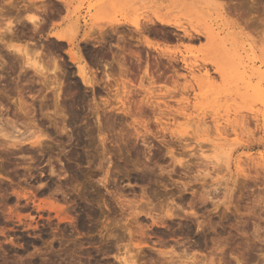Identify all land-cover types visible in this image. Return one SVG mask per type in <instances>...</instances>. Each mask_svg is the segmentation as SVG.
<instances>
[{"label":"rangeland","instance_id":"374dc122","mask_svg":"<svg viewBox=\"0 0 264 264\" xmlns=\"http://www.w3.org/2000/svg\"><path fill=\"white\" fill-rule=\"evenodd\" d=\"M101 1L102 0H18L20 6L24 7L26 4L28 6L32 5L33 10L30 9V11H22L20 13L19 16L20 18L22 17L21 22L23 23L21 24V22H19L14 26L15 36L13 35V38L15 40L12 41L11 45L18 47H28L27 49L30 47V49L33 48V51L38 49L37 52L40 53L41 49H43L42 47H44L43 50H46V52L42 50L43 53H48L47 51L49 50L52 52L54 51L53 53H50L54 55L58 54V56L61 55L63 59L65 58V61H68L69 58L66 54L67 50L69 49L68 45L62 42L59 43V41H57L52 36L53 34L61 32L63 33V31L66 32L70 30L69 33L66 32L67 35L69 34L70 37H76L75 40H78L76 44L83 48L86 45L84 38L87 36V34H93L94 31L98 30L99 32L111 33L113 29L111 26L104 23L105 19L115 17V15L117 18L123 17V13L120 11V9L123 6L130 4V2L133 0ZM246 1L247 0H167V5L170 6V10L173 12V14L180 18L184 27L193 35L192 38L183 36L182 32L176 31L173 28L165 26L162 27L158 23H156L157 25H150L146 29L145 33L147 32L148 34H146L149 35L151 39H155L157 47H160L161 49L168 48L172 51H180L181 53H178L177 57L179 60L185 58L187 63L192 66V70L183 69V64L180 61L176 63H170L161 55L159 51L155 50L154 48H149L144 44L143 35L140 37V35L132 32L127 26H119L115 27L116 32L120 33L121 35H126V33L127 35L129 34L131 38L128 39V42L138 45L137 47H132V49L139 54L141 61H137V59L134 57L132 60V67L143 70L142 60L149 59L151 63H153V68L160 67L159 69L165 70V72L170 74V76L167 78L165 76L155 77L156 85H151L149 84V78L145 77V73L142 71L138 72V74L140 73L141 76L131 77L132 79H130L129 75L126 76L121 74L120 69L117 71L113 66V75L109 73L113 78L118 80L129 79L132 81V83L136 82L134 83L135 85L133 84L131 87L130 85L117 86L115 85L114 81V85L111 84L113 86L111 89V94H107L105 92L103 93L99 87L96 86L97 94L95 95V98H93L95 90L93 92V89L90 87H86V89L85 86L80 83L79 79L75 77V68H73L70 72L71 77L68 76L64 80L65 85H69V83L72 84L75 89V93L77 95L86 96V102L89 104L91 103L88 113L91 116H89L88 120L92 126L99 125L97 122L96 112L100 111L109 115L108 119L110 121H115L116 124L114 125L122 126L124 124L123 126H126V131L124 132L127 133V135L129 134V137L124 140L127 142V145L132 147H126L121 144L123 148L132 149L135 147L136 151L144 149L145 146L141 145L143 144V138L141 136L143 134L145 135L146 131L150 130L156 134L157 139L148 135L146 138L148 139L146 140L148 142V146L150 145L149 142H152L156 146H159L163 149L161 146L162 144H170V148H172L175 152V157L183 159L185 158V160L188 159V163L192 165V171H190L191 173L188 172L187 174L189 175V178L188 176H184L182 174L185 171L180 169V167L177 170L176 166V171L172 176V181H178V184L185 182L188 183L189 181L191 182L192 188H194L195 192H211L213 193V196H216L218 201L220 200V203H227L228 205H231L230 207L232 208L231 211L233 213L238 209L239 214L243 215V217L246 219L249 218L247 223L243 225L245 227L244 230L247 229L245 232L249 233L246 234L247 237H250V240H252V242H256L258 246L264 247V160H261L260 158L261 155L264 156V134L262 131V114H264V24H262L264 23V0H258L260 5H257V7L252 5L250 0L247 2ZM42 5L49 7L47 15L49 16L50 22H48L47 27L45 30H43L44 33H37L34 30L33 25L28 22V19L37 16L46 17L47 15L43 14L41 16L40 12L37 11L36 8L34 9V7H41ZM43 6L41 8H43ZM51 13L53 15H51ZM15 15L16 13L12 16ZM76 20L79 22L76 23ZM244 20L246 23H244ZM74 22L76 24L75 26H77V30L75 32H73L72 29ZM75 26L73 28H75ZM33 32L35 34H33ZM66 33L63 34L66 35ZM116 35L117 34L113 35L114 37L106 36L107 40L109 39L106 43L107 46L95 48L98 53L93 48L91 49L93 52L95 51L97 54H100V57L103 56V60H113V55L115 53H120L117 51L118 48L114 47L112 44L117 46L125 45L126 52L128 53V50L131 48L126 45L127 43L124 44L122 40H119V36ZM216 35L218 37H216ZM9 37L11 36H8V38ZM61 43L62 45H60ZM58 44L59 46H57ZM109 45H112V52L109 51ZM11 51L12 54L11 52L8 53L7 51L4 54L8 53V56L12 57L15 52L14 49ZM33 51H31L30 59H33L36 56L34 55L33 57ZM104 52L106 53L104 54ZM146 53H148V58H144ZM20 58L22 59H19L20 62L25 61L23 57ZM87 59L88 61L91 60L90 57ZM89 62L91 63V61ZM124 64L126 66V59ZM216 65L226 66L228 68V74L229 71L230 74L231 72H238L236 75L237 77L239 76V73H243V80L242 78L238 79L236 76V78L231 77L226 79V77H223L216 72ZM97 66L98 65L91 64L89 70H96ZM206 71L210 73V78H200L198 81L192 79L193 75L203 77L202 75ZM92 72L94 73V71H91V77H96H93L94 80H96L95 82H97V80H104L105 76L103 73H96L94 75ZM154 75L157 76L156 73ZM142 77H144L143 87L145 89L150 88V92L153 90L152 95L150 92H146L144 89L139 88ZM132 86L135 87L133 88L134 90L132 89ZM128 88L132 89V93L128 95V100L131 102L133 101L132 108H135L133 113H136L137 122H134L133 116H126L116 111L113 112L111 111V106L104 107V105L101 104L102 100L107 98V96L115 98L118 91L121 92V94L118 92L119 95L125 97L124 91L127 92L129 90ZM104 91L108 92V90ZM51 95L49 93V99L52 98ZM98 96L103 97V99L100 100ZM93 99H95V101ZM144 99H150L152 105L154 104V109L152 106L146 105L141 107V105H143L141 102ZM11 101L14 102L15 98ZM32 102L33 101L31 99H28V105L32 104ZM38 104L39 103L37 102L36 105ZM113 105L119 107L117 102L116 104L114 102ZM136 105L140 109L136 108ZM197 114L204 116L202 120L203 122L201 121L200 123L198 121L196 118ZM156 118L160 120L161 124L156 122ZM123 120L124 122H122ZM47 126L52 132L51 135L54 138V141L53 143L52 141H47L46 144H49L52 147L54 146L55 148L53 147V149L58 151V144L61 140L62 142L67 143V137L65 134H63L62 137L61 135H57L54 128L51 127L49 123H47ZM136 129L137 131L141 132V136L139 138L134 137ZM176 130L187 132H185L183 136L184 139L183 137L180 138V135H172V132ZM106 134L108 135L107 132ZM107 135L105 136L108 140L109 136ZM107 140L105 142H107ZM182 146L184 149L181 148ZM146 148L147 147H145V149ZM178 150H181L180 154L177 153ZM43 161L46 163L45 160ZM142 161L144 160L142 159ZM142 161L139 160V164H141ZM168 161L169 162H162L163 165H166V167L168 166L167 170L172 167L171 158H169ZM108 163L111 164L109 160ZM54 164L57 166V168L59 167L56 161H54ZM170 165L171 167H169ZM45 169L46 175L49 174L47 166H45ZM109 169L110 168H108V170ZM156 172L159 173L160 170L157 168ZM107 173L109 172H106L103 181L109 180ZM181 174L185 178L183 176L181 177ZM47 176L54 180L47 181L46 183L57 181L58 179L56 176L50 177V174ZM46 180L48 179H45V181ZM58 180H60L59 182L63 180L62 183H65L67 179ZM83 180L84 179L82 178V182ZM19 181L21 185L25 186L23 180L20 179ZM67 181L68 182L65 183L64 186L69 185L70 181ZM167 181L172 182L170 180ZM90 182H92V180ZM93 183L96 184V182H92V184ZM34 184L36 183L33 182L32 185ZM70 186L71 185H69V187ZM39 191L38 197L40 200L45 202H58L55 200V198L60 201L62 200V195L60 192H58L57 195H53L56 196L53 198L52 195H43L41 194L42 190L39 189ZM62 203L64 202H60V204ZM9 204L12 207L13 203L11 202ZM67 205L70 206L69 204ZM212 208V203L209 202L204 207L200 208L201 210L199 209V213H201L203 216L201 217L202 221L207 220L206 223H208V220L210 221L211 219L212 221L215 220V222L218 220L217 216L211 212ZM118 209L119 210L116 212L117 217L115 222L111 220L107 221L106 218L104 229L107 230H104V233L107 238L110 233L109 228H112L114 224V229L118 230L116 231V234L124 235V240L122 242L124 247L122 249V253H129V255H131L132 252L133 255V253H137L136 245L142 243L143 240L139 235L135 234L130 237L128 229L132 230L134 233L136 227L131 221H128L126 218V213L121 211L120 208ZM220 209L223 212L225 209L224 205H221ZM256 211L257 216H254V212ZM124 216L126 217L124 218ZM50 217L51 219L47 220V218ZM12 219L13 220L9 222L3 219L4 223H0V225L3 226V228H0V264H69L67 262H69L71 259H69L70 257L67 254L71 248L74 247V241L72 242V240L74 238L77 240L82 239L78 237L77 233H74V238L70 237V222H59L54 212L49 213L46 211L43 213V219L37 218L39 223L38 229L35 231V233H33L32 230H26L22 223L19 224L15 216ZM27 221L29 220L27 219ZM144 223L147 224L148 221H145ZM54 235H57V238L54 237ZM190 236L191 240L194 241H196L198 238L195 234L191 235L190 233ZM173 237L177 238L178 236H172V238ZM191 240L189 243L187 242L186 245L183 246L180 244L177 245V241L178 243L183 241L182 239H177L176 242L167 243V245L162 247V249L164 251L167 250L166 253L170 254H173L170 251L175 250L176 252L173 251L175 253L173 257L178 263L181 262V259L183 261L186 259L183 257L186 253L190 254V257H206L204 259L208 261L211 258L210 255H212L210 251V241H208V248H206V246H194V242ZM152 241L153 242H151L150 245H152V247H157L158 244H154V242L157 240L154 239ZM235 244L237 245V243L234 242L232 247H235ZM170 245H172V247ZM186 246H189L187 250ZM148 250L149 249H147V254H152L153 257H157V254H154V252L151 253ZM184 250L187 252L184 253ZM259 252L260 251H255L253 253L255 259L248 261L246 264H264V256H261ZM229 253L230 251H228V253L225 255L224 261L226 263L228 262L227 264H230L229 262L235 264L232 258H230L231 256H229ZM79 256H77L76 260H79ZM86 256L87 255L81 257L82 262L91 261L93 264L95 263V261H92L91 259L88 260V256L85 259L84 257ZM113 260L114 259L112 257H109V259H105L102 261V263L113 264L115 262ZM142 261L143 260H139L137 264H144V261Z\"/></svg>","mask_w":264,"mask_h":264},{"label":"bare ground","instance_id":"6f19581e","mask_svg":"<svg viewBox=\"0 0 264 264\" xmlns=\"http://www.w3.org/2000/svg\"><path fill=\"white\" fill-rule=\"evenodd\" d=\"M250 1L252 5H254L255 7H257V5L258 6L260 5L258 0H250ZM41 7H34V9L36 8V10L40 12L41 16L43 14L47 15L49 11V7L47 6H43V8ZM32 8H33L32 5L28 6L27 4L24 5V7L20 6L18 0L0 1V199H1L0 201L5 204L4 206L6 207L8 206L7 209L6 208L1 209L0 219H4L5 221L9 222L13 220L12 218L15 216L19 224L22 223L23 227L26 230H32L33 233H35V231L38 229L39 222L37 221V218L43 219V213H45L46 211L49 213L54 212L59 222H70L71 224L70 233L71 234L69 236L74 238V233H77L78 237L80 238L82 237V239L77 240L74 238L72 240V242L74 241V247L71 248V250L67 254L70 257L69 259H71L69 262H67L69 264H93L91 261L82 262V259H81V257L85 255H87L89 258L92 257L93 252H94V255L96 253L97 255H101L104 257L112 254L113 255L112 257L114 259L113 261H115L113 264H116V263L117 264H137L139 260H143L144 262L143 261L142 262L144 264H227L228 262L226 263L224 261V257L228 253V251H230L229 256H231L230 258H232L235 264H246L248 261L255 259L253 255L255 251L256 252L260 251L259 253L261 254V256H264V247L258 246L256 242L254 241L252 242V240H250V237L248 238L246 235V234H249L245 232L247 229L244 230L245 227L243 225L247 223V220L249 218L246 219L243 217V215L239 214V211L237 208H236L237 210L233 213L231 211L232 209L230 207L231 205H228L227 203H220V200L218 201L216 199V196L215 195L213 196V193L204 191V190H203L204 192L202 193L195 192L194 188H192L191 182L189 181L188 183L185 182V183H179V184H178V181L177 182L175 180L174 182L172 181L173 179L172 176L176 171V166H177V170L180 167V169L185 171L184 173L182 172L180 173H182L184 176H188L189 178V175L187 174L188 172L192 171L191 170L192 165L188 163L189 162L188 159L185 160V158L183 159V158L175 157V154H174L175 152L170 147H168L169 149L166 153H168L171 156L169 158H171V162H172L171 165L173 168L170 165L169 167L171 168L167 170L168 166L161 167L159 165V167H161L160 168L161 175L158 176L159 179L157 177H155L156 179H154L153 177L154 180H152V182L149 183V186H146L147 185L146 183H145L146 185L144 184L140 185L139 187L140 193L139 192L135 193L132 191V196H129L128 194L125 193L124 189L118 185V182H117V187H115L116 196L114 195V197L117 199L116 200L117 206H119L121 211L126 213L127 217L124 216V218L126 217L128 221H131L133 225H135L136 227V230L135 231L133 230L134 233L132 232V230L128 229L130 237H132L135 234V235H139L143 240V242L141 240L142 243L136 245L137 253L135 254L133 253V255H132V252H131V255H129V253H122V249L124 247L122 243L124 240V235L116 234L117 233L116 231L118 230L114 229V224L112 228L108 227L110 229V233L108 232L109 235L107 238H106L105 233L100 232L99 233L100 239L98 241H96L95 239L94 241L96 242L91 240L93 239L91 235L92 228L89 226L88 227L86 226V220L84 217L85 216H87L88 218L91 217L92 220L94 221L93 218H96L97 216L100 215L98 214V211H97L98 207L99 209H101V213L103 210L105 213L106 212L111 213L114 211V209L105 200L102 202V204L96 200V198H98L96 197L98 182L100 184L103 183V186L107 188V183L108 184L110 183L109 180L108 181L99 180L96 184L94 183L92 184L93 182L92 181L90 182L89 189L85 186V183H84L85 181L83 180L82 182V178L84 179V177L86 176L84 173H82L83 171H81V166H82L81 164L84 163V157L87 156L86 155L83 157V154H84L83 151L85 150L87 152L89 149H93V150L98 149L97 148L98 146L96 145L97 144L96 134L98 137H100L101 143L105 145V141L107 140L106 136L104 135L105 138L103 136L106 130L105 127L109 124H111L109 125L110 127H113L114 124L116 123L115 121H110L108 119L109 115H107L106 113L104 114L100 111V112H96L97 122L99 124L97 125L98 129H96L97 128L96 126L95 127L92 126L88 120L89 116L91 115L88 114L89 111L87 109L89 107L86 104L85 96L77 95L75 93V89L72 86V84L69 83V85L67 84L65 85L64 79L67 78L68 76L71 77L70 72L73 68H75L76 69L75 77H77L79 81H81L80 83L83 86H85V88L90 87L93 89V92H94V90L96 91V86L98 85H100L101 87L104 86L105 90H108L107 94L112 93L111 89L113 88L112 85H114V81H115V85L117 86L119 85L129 86L130 85L131 87V85L136 83V82L132 83V81H125L123 79H119V80L115 79L108 73V71L105 72L103 84L99 83L98 81L95 82L96 81L94 80V78H96L95 76L92 75L94 78L91 77V71L93 70L92 69L89 70L90 64H92L89 61L91 62L93 61V63L96 64L98 52L95 50V48H98V47L101 48V46H107L106 43L109 39L107 40L106 36L112 37L113 35L117 34L119 36L118 38L122 40L131 38V36H129V34L127 35V33L126 35L128 37L124 34L121 35L120 33H117L115 27H119V26H127L128 28L131 29L132 32H135L138 35H140V37L141 35H143L144 44L149 48H154L155 50L159 51L161 55L164 58H166L170 63H174V62L176 63L180 61L183 64L182 65L183 69L192 70L193 69L192 66L187 63L185 58H182L181 60H179V58L177 57L178 53H181L180 51H172V50H169L168 48L161 49L160 47H157L155 39H151L149 35H147L148 33L146 32L147 33L146 34L145 31L150 25L152 24L157 25L156 23H158L162 27L165 26V27L173 28L176 31L182 32L183 36H186L188 38H192L193 35L184 27V25L181 23L180 18L176 16L175 14H173V12L170 10V6L167 5V0H133L130 2V4L125 5L120 9V11L123 13V17L117 18L115 15V17L105 19L104 23L108 24L113 29L111 32L112 34L110 32H99V30L94 31V33L93 34L91 33L90 35L86 33L87 36L84 38V41H86V45L83 48H81L78 44H76V42L78 41V40H75L76 37H73V36L70 37L69 34H68L69 36L67 35V33H69L70 30L66 31L67 33L63 31V33H66V35L63 34L62 32L53 34L52 36L57 41H59V43L60 42L66 43V45H68L69 47V49L66 52L69 60L65 61V58L63 59L61 55L58 56V54H55V55L52 54L54 51L53 52L50 51L49 50L50 48L48 49L49 51H47L48 53H43L42 50L44 49V47H42L43 49L38 47L39 49H41V53H40V52H37L38 49L35 50L36 51L35 52L33 51V48L30 49V47L29 49H27L28 47H18L15 45H11L12 41L15 40L13 38V35L15 32L14 26L16 25V23L21 22L22 17L20 18L19 16L20 13L22 11H26V12L30 11V9ZM13 13L14 14L16 13V15L12 16L14 15ZM51 15L53 14L51 13ZM47 16L46 17H39V16L31 17L28 19V22L33 25V28L37 33H41V32L44 33L43 30H45V28L48 25V22H50L49 16L48 17ZM78 22L79 21H77L76 23ZM22 23L23 22H21V24ZM244 23H246L245 20H244ZM75 25L76 24L74 22V26ZM73 27H72L73 32H75L77 30L76 28L77 26H75L76 29ZM33 34L35 33L33 32ZM8 36H11L9 37L11 39H9ZM216 37L218 36L216 35ZM62 43L60 45H62ZM57 46H59V44ZM91 48H93L97 53L95 51L93 52ZM10 49L11 50L14 49V52H15V54H13L12 57L8 56L9 52H11L12 54V51ZM30 50L34 52V54L32 52L33 57L34 55H36L33 59H30V54H31ZM6 51L8 53L4 54ZM43 51L46 52V50H43ZM20 57H23L25 61L20 62L19 61V59H21ZM89 57L91 58V60L88 61L87 58ZM137 59L138 61H141V58L139 55H137ZM66 63L69 65H67ZM148 68H149V61L147 60L145 77L149 76L150 77L149 84L153 85L156 83L155 82L156 80L153 77H151V75L148 72ZM227 70L228 68L226 66L216 65V72L222 75L223 77H226V79L231 78V77L233 78L238 73V72L237 73L231 72L230 74V71H229V74H228ZM92 74L95 75L96 72L94 73L92 72ZM242 75L243 73H239V76L238 77L236 76V77L238 79H241ZM202 76L203 77L201 76L198 77V76L193 75L192 79L196 81L200 80V78L208 79L210 78V73L206 71ZM112 80H113V83H112ZM143 82H144V77L141 78L140 80L139 88L144 89V91L146 92H150V88L145 89L143 87ZM133 88L135 87L132 86V89ZM130 89L127 92L124 91L125 97L119 95L118 94L119 91L117 90L118 92L115 98H111L110 96H107V98L105 99L102 98L103 100L101 104H103L104 107L111 106L110 108H111V111L113 112L116 111L126 116L128 115L133 116L134 122H137L136 113H133L135 108H132L133 101L131 102L128 100L129 99L128 95L132 93V89L131 90ZM152 92L153 90L150 92L151 95H152ZM49 93L50 95L52 94L51 99H49ZM119 93L121 94V92ZM14 98H15V101L12 102L11 100ZM93 98H95V96ZM28 99H31L33 101L32 104L29 103L30 105H28ZM93 100L95 101V99ZM113 101L115 102V104L117 102L119 107H116V105L114 106ZM37 102L39 103L38 105H36ZM141 103L143 104L141 105V107H143L144 105L153 107L154 105V104L152 105V102L150 101V99H147V100L144 99L142 100ZM97 107H98V104H97ZM136 108H139V107L137 106ZM98 111H99V108H98ZM196 118L201 123L204 116L197 114ZM122 122H124V120ZM156 122L160 123V120L156 118ZM47 123H49V125L54 128L57 135H61L62 137V135L65 134L67 137V143L62 142V140L60 139L61 141L57 147L59 148L58 151H55L53 149L54 146L52 147L49 144H46L47 141H52V143L54 141V138L51 135L52 132L51 130H49ZM203 124H206V123H203ZM108 128L109 127H107V130ZM262 131L264 134V114H262ZM110 132L112 133L116 131L114 129V131L110 130ZM185 132L186 131L176 130L172 132V135L173 136L180 135L181 136L180 138H182ZM143 135L141 136V132L137 131L136 129V133L134 134V137L139 138L141 136L143 138L142 139L143 144L141 145H144L145 147L148 146L147 145L148 142L146 141L148 140L146 139L148 135L156 138V134H154L150 130L146 131V134L144 136ZM114 136L112 138L113 140H115L116 143H118L117 148L120 152V155L117 152L118 156L120 157L125 156L124 154H125L126 148H123L121 143L125 141L124 139L129 137V134L127 135V133H125L124 130L121 129L117 131ZM66 137H63V138H66ZM66 144H69V145H66ZM181 148L184 149L183 146ZM132 149H127V150H129L130 152ZM134 150H136V148ZM146 151H147L146 153L144 152V157L146 158V160L148 159L149 163H152L150 162L151 158L149 156V154L152 152L151 148L149 147ZM94 155L97 156V153H94L92 156ZM92 156L91 158H93ZM260 158L261 160H264L263 155H261ZM90 159L88 157L87 160H90ZM43 160H45L46 163ZM108 160L112 164V161L110 159ZM54 161L58 163L57 164L59 165L58 168L54 164ZM72 161L74 163L76 162L77 170H74ZM92 162L89 161L88 163L92 164ZM130 162L136 169H140V167L141 168L143 167L141 171L143 172L142 175H136L135 177L137 182L139 181L145 182L147 178L152 179V177L151 176L149 177L148 175L149 174L153 175L154 173H156L155 169H154L155 171L151 169L154 166V165L150 166L152 164H149L147 162L146 163L140 162L141 164H139V160L134 161V162L130 161ZM45 166L48 167V171L51 177L56 176L58 179H67L70 181L71 184L69 183V185L71 186L69 187L68 184H67L68 186L66 185L64 186V184L68 182L67 180L65 183H62L63 180L59 182L60 180L58 179L57 181H51L50 183L48 182L49 184L46 183L47 180L45 181V179H48V177L45 172L46 171ZM107 171L109 172L110 169ZM117 171L119 170L117 169ZM108 174L109 173H107V175ZM182 174H181V177L183 176ZM162 175H165V176H162ZM166 176L168 179L165 178ZM128 178H129L128 181L131 185L132 182L130 180V176ZM20 179L23 180V183L25 184V186L21 185L19 181ZM151 179H148V180H151ZM167 180H170L172 182H169ZM33 182L36 184H39L36 189H34L35 186L32 185ZM150 184L152 186H150ZM131 188H134V187H131ZM39 189L42 190L41 194L43 195L50 194L53 196V195H57L58 192H60V194L62 195L61 197L62 200L60 201L55 198V200L58 201L55 203L45 202L43 200H40V198L38 197ZM52 196H49V197H52ZM12 197L15 199V205H13L12 207L11 206L9 207V203L13 202ZM54 197L56 196H53V198ZM60 202H64V203L60 204ZM81 202H84L85 205L82 206L80 204ZM209 202L212 203V206H213L211 212H213L217 216L218 220L215 222V220L212 221L211 219L210 221L208 220V223H206L207 220L206 221L201 220V217L203 216L201 213H199V209L204 207ZM67 204H69L70 206H68ZM221 205H224V208H225L223 212L220 209ZM81 207L85 211L88 210L86 214L84 213L85 214L84 217L81 212L82 211ZM254 216H257V211L254 212ZM27 219L29 221H27ZM49 219H51V217L47 218V220ZM145 221H148V223L145 224L144 223ZM103 230H107V229H103ZM85 231L86 233L83 234V232ZM190 233L191 235L195 234L198 237L197 240L194 242V246L196 247L206 246V248H208L207 247L209 243L208 241H210L211 243L210 251L212 254L210 255L211 256V258L209 259L210 261L208 259H207L208 261H206L204 259L206 257L204 258L203 257L199 258L197 256L190 257L189 256L190 254L186 253L187 252L186 250L187 248H189V246L188 247L186 246V250H184V253L186 254H184L183 256L186 259L183 261L180 258L181 262L178 263L176 262V260H174L175 258L173 257L175 254L173 251L175 250L170 251L173 253V254H170V253H166L167 248L165 249L166 251L162 249V247H164L168 243L167 241L164 240L163 237H166L167 235L168 237H171V236L181 237L183 241L179 243L177 241V245L180 244V245L185 246L186 243L187 242L189 243V241L191 240ZM84 236H86V238ZM54 237L57 238V235H54ZM85 239L86 241H88L87 243H85L84 241ZM154 239L157 240L154 242V244L155 243L158 244L157 245V247L159 246L158 248L152 247V245H150L151 242H153L152 240ZM234 242H236L237 245L235 244L236 246L232 247ZM87 245L89 246V248H85ZM170 246L172 247V245ZM147 249H149L148 250L149 252L151 253L154 252V254H157V257H153L152 254L151 255L147 254ZM77 256H79V260H76ZM89 258L88 260H90ZM229 263L232 264L231 262ZM94 264H99L97 259Z\"/></svg>","mask_w":264,"mask_h":264},{"label":"flooded vegetation","instance_id":"af4514ba","mask_svg":"<svg viewBox=\"0 0 264 264\" xmlns=\"http://www.w3.org/2000/svg\"><path fill=\"white\" fill-rule=\"evenodd\" d=\"M128 39H130V38H127V39H124V40H122V39H119V40H122V42L124 43V44H126L128 47H130L131 49H132V47H137L138 45L137 44H132L131 42L129 43L128 41ZM114 47H116V48H118V50L117 51H119L120 53H115L114 55H113V60H108V59H105V60H103L104 59V57L103 56H101L100 57V54H97V62H96V64L95 65H98L96 68V70H93L94 72H96V73H98V74H102L103 73V75H105V72L106 71H108V73H110V74H112L113 75V66L116 68V70L117 71H119V69H120V72H121V74H124V75H126V76H128L129 75V77H130V79H132L131 77H138V76H141V74L139 73L138 74V72H140V71H142L143 73H145V71H146V65H147V60L149 61V68H148V72H149V74H150V72H151V77H153L154 79H155V77H161V76H165L166 78L167 77H169L170 76V74H167L166 72H165V70H163V69H159V68H153V63H151V61L149 60V59H146V60H142V63H143V65H142V67H143V70H141L140 68H137V69H135L134 67H132V60H133V58L135 57L136 59H137V55H139L135 50H131V49H129L128 50V53L126 52V47H125V45L124 46H117V45H115V44H112ZM112 45H109V51L110 52H112L111 51V49H112ZM116 51V52H117ZM106 52H104V54H105ZM103 54V55H104ZM127 55H130V56H127ZM126 56H127V58H126ZM112 57V56H111ZM149 56H148V53H146V55H145V57L144 58H148ZM125 59H126V66L127 67H129V68H127L126 66H125V64H124V61H125ZM135 60V59H134ZM137 61H138V59H137ZM140 62V61H139ZM93 65H94V63H93V61L91 62ZM106 63H109V64H106ZM137 64H141V63H137ZM91 65V64H90ZM119 68H118V67ZM104 70V71H103ZM153 70V71H152ZM110 71V72H109ZM133 71V72H132ZM157 74V76H155L154 74ZM76 74V73H75ZM132 74V75H131ZM143 78V77H142ZM148 78H150L149 76H148ZM101 79V78H100ZM116 79V78H115ZM123 80H125V79H123ZM98 81V80H97ZM125 81H131V80H129V79H127V80H125ZM81 82V81H80ZM99 83H104V80H99L98 81ZM97 87H99V89L104 93H107L106 91H104L105 90V87L104 86H100V85H98ZM97 94V92L95 91V94H94V96ZM85 98H86V96H85ZM98 98L101 100L103 97H100V96H98ZM90 100V99H89ZM86 104H87V106L89 107L91 104H89L88 105V103L86 102ZM85 104V105H86ZM88 111L90 110V108H88L87 109ZM87 111V112H88ZM89 113V112H88ZM93 126H96L97 127V129H98V126L97 125H93ZM107 127H109L108 128V130H106L105 132H104V134H103V136L104 135H107L106 134V132L107 133H109L107 136H111L110 138H109V140L107 141V142H105V145L104 144H102L101 143V139H100V137H98L97 136V134H96V145L98 146L97 148L98 149H87L88 151L86 152L85 150L83 151V157L84 156H88L89 157V159L91 158V156L94 154V153H97V156L96 155H94V156H92L93 158H91L90 160H87L88 159V157H87V159H86V157H84V163L83 164H81L82 166H81V171H83L82 173H84L85 174V178H84V180H85V186L89 189V186H90V181L92 180L93 182H98L99 180H104V176L106 175V172H107V170H108V168H110V171H109V174H108V179H109V184L107 183V188H105V186H103V183H99L98 182V184H97V196L96 197H98V198H96V200L99 202V203H101L102 204V202L105 200L107 203H109L111 206H112V208L114 209V211L113 212H111V213H105L104 212V210L102 211V213H101V209H99V207L97 208V211H98V214H100L99 216H97L96 218H93L94 219V221L92 220V218L90 219V218H88L87 216H85V214L87 213V211H85L82 207H81V212H82V215H83V217L85 218V220H86V226L88 227H91L92 228V233H91V235H92V238L93 239H91L92 241H94V239L96 240V241H98L100 238H99V233L100 232H103L104 233V225H105V222H106V218H107V221H109V220H111V221H113V222H115V219H116V217H117V211L119 210L118 208V206H117V204H116V198L114 197V195L116 196V194H115V192H116V188L115 187H117V182H118V185L121 187V188H123L124 189V191H125V193L126 194H128L129 196H132V191L133 192H135V193H137V192H139V187H140V185H146V186H149V183H151L152 182V180H154V179H156L155 177H157L158 179H159V175H161V173L159 172V173H157L155 170L159 167V165L160 166H166V165H163V163L162 162H164V161H167V162H169L168 161V159H169V157H171L168 153H166L167 151H168V147H171L169 144H166V145H161L162 147H163V149L161 148V147H159V146H156L155 144H153L152 142H149V146H147V148H151V150H152V152L149 154V156H150V158H151V161L150 162H152V163H149L148 162V159L146 160V158L144 157V152L146 153L147 151H146V149H140V150H131L130 152H129V150H125V156H122V157H120V156H118V154L120 155V152H119V150H118V148H117V144L118 143H116L115 142V140H113V136L115 135V132H112V133H110V130H113L114 131V129H115V131H119V130H124V131H126L125 129H126V127L125 126H118V125H114L113 127H110V126H106L105 128L107 129ZM116 127V128H115ZM112 134V135H111ZM115 137V136H114ZM115 142V143H114ZM73 143V142H72ZM152 143V144H151ZM71 144V143H70ZM75 144V143H74ZM123 146H126V147H131V146H129V145H127V142L125 141V142H122L121 143ZM67 145H69V144H67ZM100 146V147H99ZM153 148H152V147ZM109 147V148H108ZM119 147V146H118ZM139 149V148H138ZM172 149V148H171ZM96 150V151H95ZM145 150V151H144ZM166 150V151H165ZM143 151V152H142ZM179 151V150H178ZM177 151V153H181L180 151L178 152ZM117 152H118V154H117ZM129 152V153H128ZM87 153V154H86ZM117 154V155H116ZM169 156H168V155ZM91 155V156H90ZM138 156V157H137ZM124 157V158H123ZM128 158V159H127ZM138 158V160H141L142 161V159L144 160V161H142V162H147V163H149V164H152V165H150V166H153L151 169H155L154 171L156 172V173H154L153 175L151 174H149V172H148V176L150 177H152V179L151 178H147L146 179V181L145 182H142V181H139V182H137L136 181V175H142V173L143 172H141L142 171V168L140 167V169H136L135 167H133V165H132V163L130 162V161H132V162H134V161H138V160H136ZM96 159V160H95ZM108 159H110L111 161H112V164L110 165L108 162H107V160ZM127 160V161H126ZM89 161H93L92 162V164H89L88 162ZM97 161V162H96ZM102 161V162H101ZM130 163H129V162ZM128 162V163H127ZM88 163V164H87ZM126 163H127V165H126ZM102 164V165H101ZM158 164V165H157ZM72 165H73V168H74V170H77V167H76V162L74 163L73 161H72ZM104 165V166H103ZM92 166V167H91ZM104 167V168H103ZM120 171H117V169ZM157 167V168H156ZM76 168V169H75ZM92 168V169H91ZM139 168V167H138ZM102 169V170H101ZM159 170H160V167L158 168ZM104 171V172H103ZM138 171V172H137ZM112 172H113V174H112ZM141 172V173H140ZM90 173V174H89ZM105 173V174H104ZM118 173V174H117ZM122 173V174H121ZM136 173V174H135ZM87 174V175H86ZM93 174V176H92V179L90 178L91 176L90 175H92ZM127 174V175H126ZM47 175H49V174H47ZM103 175V176H102ZM135 175V176H134ZM90 176V177H89ZM130 176V180H131V185H130V183H129V181H128V177ZM147 176V177H148ZM162 176H165V175H162ZM48 177V176H47ZM51 177V176H50ZM127 177V178H126ZM153 177H154V179H153ZM165 178H167V177H165ZM115 179V180H114ZM148 179H151V180H148ZM168 179V178H167ZM50 180H54V179H50L49 177H48V180L47 181H50ZM97 180V181H96ZM148 180V181H147ZM46 181V182H47ZM137 182V183H136ZM146 183V184H145ZM129 184V185H128ZM137 184V185H136ZM133 185V186H132ZM139 185V186H138ZM34 186H35V188L34 189H36L37 187H38V185L37 184H34ZM130 186V187H129ZM150 186H152L151 184H150ZM131 187H134V188H131ZM99 188V189H98ZM115 188V189H114ZM133 189V190H132ZM39 192L40 191H38V194H39ZM113 192H114V194H113ZM73 196V195H72ZM101 198V199H100ZM103 198V199H102ZM131 199V198H130ZM1 200V199H0ZM12 201H14L15 202V199L12 197ZM14 202H12L13 203V205H15V203ZM78 202H80V201H78ZM82 206L83 205H85V203L84 202H81L80 203ZM5 204L3 203V202H1L0 201V212H1V209L2 208H6L7 209V207L6 206H4ZM12 205V206H13ZM9 207H10V204H9ZM78 208V207H77ZM103 209V208H102ZM115 212V213H114ZM85 213V214H84ZM104 216V217H103ZM88 218V219H87ZM114 219V220H113ZM90 220V221H89ZM90 223H89V222ZM91 221H93V222H91ZM1 222H3L4 223V221H3V219L2 220H0V223ZM100 222V223H99ZM92 223V224H91ZM96 225V226H95ZM96 227V228H95ZM0 228H3V226H1L0 225ZM94 228V229H93ZM96 229H97V231H96ZM157 231V230H156ZM95 232V233H94ZM86 233V231L85 232H83V234H85ZM166 236V235H165ZM85 238H86V236H84ZM82 238V237H81ZM164 238V240L165 241H167L168 243H170V242H175V240H177V239H179V240H181V237H177V238H172V236L171 237H168V235L166 236V237H163ZM96 241H94V242H96ZM192 242H195L194 240H191ZM88 241H86L85 240V243H87ZM166 242V243H167ZM97 247V246H96ZM85 248H89V246L87 245ZM111 255V256H110ZM110 255H108V256H106V257H104V256H101V255H97L96 253H95V255H94V252H93V256L92 257H88L89 259H91L92 261H94L95 260V262H96V259H97V261L99 262V264H103L102 263V261H104L105 259H107V258H109V257H112L113 255L112 254H110ZM94 257H95V259H94ZM85 259L87 258V257H84ZM113 258V257H112Z\"/></svg>","mask_w":264,"mask_h":264}]
</instances>
